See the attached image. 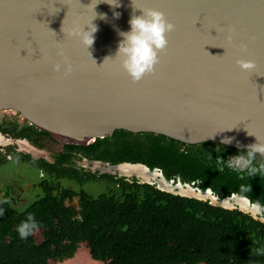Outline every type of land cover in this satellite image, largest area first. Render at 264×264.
Returning <instances> with one entry per match:
<instances>
[{
    "label": "water",
    "instance_id": "1",
    "mask_svg": "<svg viewBox=\"0 0 264 264\" xmlns=\"http://www.w3.org/2000/svg\"><path fill=\"white\" fill-rule=\"evenodd\" d=\"M94 2L0 0L1 113L76 147L116 131L218 145L234 155L255 137L264 141V0H118L116 8ZM144 7L161 11L174 28L153 70L133 82L112 56L118 31L127 30L129 15ZM91 24L96 30L86 48L71 34L90 31ZM237 59L254 67L241 71ZM222 137L232 139L220 145ZM92 166L101 174L140 179L160 191L227 208L228 201L209 189L167 180L158 169ZM232 200L241 211L261 215L246 198Z\"/></svg>",
    "mask_w": 264,
    "mask_h": 264
},
{
    "label": "trees",
    "instance_id": "2",
    "mask_svg": "<svg viewBox=\"0 0 264 264\" xmlns=\"http://www.w3.org/2000/svg\"><path fill=\"white\" fill-rule=\"evenodd\" d=\"M79 148L109 164L158 169L167 180L194 183L219 199L235 194L264 205V176H240L227 167L219 171L215 159L227 160L234 153L218 145L190 146L116 131ZM96 203L94 212L87 213L86 240L95 255L110 259L111 264H242L247 260L264 264V256L258 258L253 251L261 246L249 234L255 225L239 212L149 185L136 191L126 187L119 199L102 195Z\"/></svg>",
    "mask_w": 264,
    "mask_h": 264
},
{
    "label": "flooded vegetation",
    "instance_id": "3",
    "mask_svg": "<svg viewBox=\"0 0 264 264\" xmlns=\"http://www.w3.org/2000/svg\"><path fill=\"white\" fill-rule=\"evenodd\" d=\"M65 146L37 134L16 116L0 112L1 264H111L110 259L95 255L86 240L88 211L94 212L102 195L119 199L126 187L136 191L144 185L155 186L132 177L101 174L93 170L92 162L116 164L93 158L79 147ZM233 197L238 196L217 198L228 201L225 210L251 219L255 227L249 234L264 248V205L246 198L261 211V215H250L236 206ZM27 213L40 227L21 240L14 227Z\"/></svg>",
    "mask_w": 264,
    "mask_h": 264
},
{
    "label": "clouds",
    "instance_id": "4",
    "mask_svg": "<svg viewBox=\"0 0 264 264\" xmlns=\"http://www.w3.org/2000/svg\"><path fill=\"white\" fill-rule=\"evenodd\" d=\"M97 2H99V0H95L94 4ZM103 2L107 3L110 8L119 7L118 0H103ZM136 9H139L140 13L138 15H129L127 30L118 31L117 34L120 39L117 41L115 52L112 56L118 58L120 68L133 82L139 80L145 73H150L153 70V66L157 63L158 53L167 44L166 34L171 32L174 28V25L166 20L161 11L152 7ZM94 15L95 13L93 16ZM119 15V12L112 11L113 18H118ZM99 16L103 19L105 14L101 12ZM95 30V25L91 24L90 31L89 29L86 31L80 29L78 32L72 33L71 35L79 39L80 43L87 48L92 43V33ZM49 31L51 30L49 29ZM226 39L229 42L232 40L231 30L226 34ZM243 46L244 45H241V47ZM106 58L109 57H105L104 60ZM235 63L241 71L245 72L254 67L253 62L250 60L237 59ZM52 68L54 71H57L59 65L53 64ZM70 70V66L65 62L64 72L67 73ZM248 134L251 133L248 132ZM231 139V137H222L220 145L227 144ZM255 140V143L246 146L243 151H238L237 154L231 156L227 160H222L217 157L215 159L217 169L223 171L224 168L227 167L237 172L240 176H264V141H259L256 137ZM258 156L260 159H257ZM241 187L243 188L245 186L241 185ZM246 191H250L249 184L246 186ZM2 212L3 210L0 209V214H2ZM39 227L40 224L35 217L31 213H27L25 218L15 225L14 231L19 239L24 240L38 231ZM253 251L255 255H264V248H256Z\"/></svg>",
    "mask_w": 264,
    "mask_h": 264
},
{
    "label": "rangeland",
    "instance_id": "5",
    "mask_svg": "<svg viewBox=\"0 0 264 264\" xmlns=\"http://www.w3.org/2000/svg\"><path fill=\"white\" fill-rule=\"evenodd\" d=\"M58 144H60V143H58Z\"/></svg>",
    "mask_w": 264,
    "mask_h": 264
}]
</instances>
